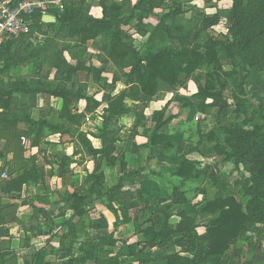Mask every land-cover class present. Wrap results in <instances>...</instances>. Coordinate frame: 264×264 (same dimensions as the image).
I'll use <instances>...</instances> for the list:
<instances>
[{
	"label": "rangeland",
	"instance_id": "374dc122",
	"mask_svg": "<svg viewBox=\"0 0 264 264\" xmlns=\"http://www.w3.org/2000/svg\"><path fill=\"white\" fill-rule=\"evenodd\" d=\"M139 1H112L120 6L118 12L120 23L114 32L118 31L125 43L140 51L149 47L159 51L171 47L182 49L196 46L203 52L209 48H217L222 68L221 72L216 73L217 93L214 94L215 97L201 102V107L206 106L203 113L195 112V103L201 101L195 97V94L199 92V87L205 84L207 72L213 71L212 67L208 68L205 65L199 69L198 75H193L191 79L181 85V88L162 89L150 101L138 104L131 101L126 103L132 108V112L122 118L114 119L109 125V134L105 137L106 144L115 143L116 148H120L121 151L117 150L114 155L115 160L106 166L111 165L109 168L122 173L119 174V178L124 176L125 170L121 165V153L126 149L131 151L136 157L132 158L134 162H131L130 168L126 171V173L128 172L127 178L131 180L128 179L125 182V191L133 192L134 195L140 189L138 187L140 184L146 186V189L153 188L149 196V204L145 206L143 203L137 202L138 207L129 209L126 218L121 212V205L118 201L104 196L99 203L94 205V208H90V220H86L87 223L85 221L83 225L93 221L102 222L106 228L81 227L80 235H85L84 252H78L74 242L68 243L67 248H70V251L58 250L56 254L52 252L55 255L54 264H61V262L70 264L72 260H76L75 256L78 253L86 260L85 264H109L114 261L118 264H168L167 258L172 255V250H179L178 247H175L177 243L173 241L171 235H179L177 230L180 229L182 232L188 222L192 224V230L202 235L205 232V225L212 220V217L199 213L204 202L228 194L238 197L245 211L250 215L251 221L244 228L237 243L231 246L227 255L208 260L204 264H264V87L261 86L256 92L249 86L241 87L239 73L242 63L239 58L231 57L230 51L224 49V46L233 48L234 38L231 31L230 12L234 0H149L148 3H141L137 8L136 5ZM79 2L80 0H69L68 6L71 4L76 6ZM96 7H98V0H90L84 12L86 14L94 13ZM51 12H47L45 15H53ZM129 15L132 20L127 26H124L125 18ZM165 23L166 26L173 29L172 36L168 31L163 30L161 24ZM54 28L38 31L45 37L38 43L37 49L41 48L43 53L51 56V61L47 66L52 67L53 57L68 50L64 52V54L66 53L64 57L70 64L85 65L87 68L95 69L90 72H79L68 86L72 84L75 88L85 89L86 94L93 96L96 101H100L102 104L92 113H86V102H77L74 105L75 112L86 113L77 132L69 134L70 136L65 138L53 136L39 142L28 140L24 147H28L30 142L31 150L34 152L30 160L44 168L49 176H52L54 171L57 174L60 172L59 163L63 160L62 157L66 154L67 149L72 150V153L79 152V155L73 160L75 165L68 184L69 188L65 186L62 193L74 189H76L74 192L85 193L89 185L87 187H85V183L82 185L83 175L80 171H91L94 164L88 151L80 149L81 145L77 142L79 135H87L95 147L102 146L103 140L97 138L102 128L101 119L104 121L105 109L108 108L107 98L117 95L124 89L125 73L129 69L103 61L106 58V53L102 48L103 39L89 41L86 46H83L80 43L79 35V37H71L66 30L57 34V30ZM157 29L162 31L158 33ZM151 38L153 41L148 42ZM179 39H184L185 43H178ZM55 76L53 72L51 83L48 86L56 85ZM113 81L116 83L115 86L112 85ZM168 101L169 103H167ZM60 102L58 98L48 97L45 94L39 95L37 104L43 105L45 108L36 112L35 117L47 114L53 122L60 123L56 118ZM224 105L227 107L223 108ZM165 106L167 110H165ZM192 106L194 110L192 109V112L189 113V108ZM162 113L165 117L176 118L177 121L169 126L168 132L174 136L178 135L177 140L181 138L187 148L196 146L203 148L204 146V150H209V157L203 159L196 155L190 156L192 159L200 160L201 168L208 169L205 178L181 182L178 178H173V169L168 168L166 161L159 157L161 151L158 148L151 150L149 155L146 150L141 149L144 145V137L143 129L139 126L141 124L139 119L142 118L145 125L153 129L156 118ZM186 115H189L190 119L185 120ZM225 128H238L239 133L229 134ZM211 131L219 133L214 143L205 139ZM203 137L205 138L203 139ZM248 139L250 141L256 139V145L253 148L255 150L254 159L248 162L250 168H247L246 164L238 165L233 160L234 153L248 150L250 142ZM173 152L175 149L170 152V155ZM91 161L92 163H90ZM49 167H51V171H49ZM152 167L160 174L153 175ZM76 171L80 173H76ZM105 175L108 185L113 184V180L117 178L112 172H106ZM211 179L212 181H210ZM131 182H137L138 186ZM45 185L46 183L40 191L51 192L49 186ZM175 187H178L184 196L174 207L169 196ZM159 188L163 191L162 196L157 192ZM38 193L42 194V192ZM55 193L63 199L59 191ZM144 198H146L145 195ZM158 208H162L163 212L158 213L156 211ZM157 215L159 217L156 221ZM181 215H184L186 220L184 218L182 220ZM188 215L190 221L186 217ZM148 226L154 230L163 229L168 232V234L165 233V241H161L159 237L157 239L161 243L158 245L147 241L150 239L146 238L144 233H139V230ZM91 230L94 231L92 236L95 238L91 236ZM46 232V234H51L50 229L46 228ZM75 233L77 236V228ZM108 234H111L108 236L110 239H116L117 245L102 244L96 248L99 243L97 238ZM62 236L59 238L61 239ZM170 237L171 239H169ZM72 238L75 236L72 235L70 240ZM183 241L182 237L181 242ZM68 242L70 241L68 240ZM173 242L175 246H173ZM48 246L51 250L50 244ZM179 251L181 252L182 249ZM87 255L91 259L88 260Z\"/></svg>",
	"mask_w": 264,
	"mask_h": 264
},
{
	"label": "trees",
	"instance_id": "16d2710c",
	"mask_svg": "<svg viewBox=\"0 0 264 264\" xmlns=\"http://www.w3.org/2000/svg\"><path fill=\"white\" fill-rule=\"evenodd\" d=\"M17 1L22 0H12V2ZM112 1L100 0V6L103 8V18L95 19L84 12L87 0H80L77 4L78 6H74L73 4L68 6L69 0H66L63 11L51 12L52 16L56 18L55 23H44L42 14L37 13L33 17L30 35L19 38V41L27 39L35 32L54 26L57 34L66 30L71 37L80 36V43L83 46H86L89 41H100V39H103L102 48L106 53V58L103 61L111 62L117 67L129 69L125 73L124 82L128 88L120 91L117 95L107 98L108 108L105 109V119L98 134V137L103 140L102 148L95 150L86 135H79V141L96 164L93 172L89 175L90 186L88 190L83 194L81 192H74L67 199V206L74 212V217L85 216L90 210V205L93 202L100 201L104 196L116 199L121 205V212L126 218L130 208L136 209L138 207V204L133 203L136 196L140 200H143L142 203L145 206L149 204V188L142 187L140 191L138 190L133 195V192L124 190L125 186L123 182L117 181L111 185L105 182V167L115 160L114 152L116 150L115 143L110 142L106 144L105 137L109 134V125L114 119L124 117L132 112V108L126 107V100L134 102L150 101L162 89L172 90L181 88V85L191 79L193 75H198V71L202 66L207 65L208 68L212 67L213 71L207 72L205 84L200 86L199 92L195 94V97L201 100L195 103V110L203 113L206 106L201 107V102L215 97L214 94L217 93L215 85L216 73L222 70L219 50L217 48H209L205 52L196 46L182 49H173L171 47L159 51L151 49V47L144 51L132 48L123 41L118 31L114 32L120 23V15L118 14L120 6H117V3ZM145 2L148 3L149 0H140L136 5L137 8L141 3ZM230 19L232 23V37L234 38L232 42L233 48L230 49L229 46H224V49L230 51L231 57L235 59L239 58L242 63L241 72L239 73V76H241V82L239 83L241 87H245L246 85L256 92L261 86L264 87V0H234ZM130 20H132L131 15L125 18L126 22L124 26H127ZM161 26L163 30L168 31L172 36L173 29L166 26V23L161 24ZM156 31L160 33L159 31L162 30L157 29ZM179 40L178 43H185L184 39ZM11 41L1 47L0 52L7 49ZM152 41L153 38L148 42ZM37 51L36 53H41L43 50L40 48ZM64 52L59 56L53 57L54 60H52V68L56 71L55 80L57 83L55 86H48L44 89V84L41 81L35 83V85H29L25 82H11L8 84L0 82V109H3L0 112V127L12 129L18 124L16 119L24 117L23 120L30 125V136L33 140L39 142L43 139L46 130H49L50 134L66 133L72 135L81 126L86 113H92L100 107L102 103L96 101L93 97H88L85 89L75 88L72 84L68 86L79 72H90L95 69L87 68L85 65L70 64L64 57ZM48 60L51 61L47 58ZM37 94H45L48 97H55L61 101L59 118L62 120V123L53 124L42 118L37 120L32 119L30 107L25 103L28 99H23V97L28 95L31 101H35ZM80 100L86 102V113L75 114L74 105ZM226 107V105L223 106V108ZM8 115H12L13 118L7 117ZM139 122L141 123L139 126L144 131L143 135L147 139L144 147L160 146L165 151L175 149V154L167 159L176 167L175 175L181 179V182L205 178L207 176L208 169L201 168L200 162L188 159V156L193 153H200L203 158L209 157V150H204V146L203 148L197 146L187 148L183 141H181V138L177 140V137L163 132V128L169 123V120L164 121L162 116L156 118L153 129H149L142 118L139 119ZM225 130L229 134H233L234 132L239 133L238 128H225ZM218 134L215 131H211L203 139L205 138L206 141L214 143L218 138ZM20 135L18 134L15 136L16 138H11L10 141L13 144L18 141L21 142ZM203 139L201 140L203 141ZM255 140H249L247 151L234 153V159H232L238 165L246 164L247 166L248 162L254 159L255 150L253 148L256 145ZM213 150H216V148H213ZM68 160V158L64 159L65 167L70 164ZM22 164L27 165L23 167L26 170L21 176L16 177L14 181L25 183L31 180L39 183L44 178L43 171L37 167L35 162L25 159ZM29 165H31L30 168L28 167ZM247 168H250V166L248 165ZM15 172V170H12V174ZM178 189V187H175L169 196L174 207L177 202H180L181 197L184 196V193ZM144 195L146 198H144ZM156 211L160 213L163 212V209L158 208ZM199 213L212 217V220L205 225V232L202 235L197 234L191 229L192 224L188 222L187 227L182 232L180 229L177 230V234L179 235H171L173 241L177 243L175 246L173 242V246L178 247L179 250L182 249V251L172 250V255L167 258L168 264H175L173 262L178 264H204L208 260L227 255L231 246L237 243L244 228L251 221L250 215L245 211L243 204L234 194L206 200ZM158 217L159 215H157L156 221ZM186 217L190 221V216ZM181 218L182 220L183 218L186 220L184 215H181ZM193 219L195 220V217ZM71 220H68V224L73 229L74 224ZM151 226L141 228L142 230L140 229L139 233H144L146 238L150 239L147 241L155 243L153 245L161 243L158 242V237L164 242L166 238L165 233L168 234V232H165L163 229L154 230L150 228ZM182 237L184 239L183 242H181ZM101 244L114 246L116 245V240L109 237L101 238ZM109 264L118 263L114 261Z\"/></svg>",
	"mask_w": 264,
	"mask_h": 264
},
{
	"label": "crops",
	"instance_id": "0c3cea01",
	"mask_svg": "<svg viewBox=\"0 0 264 264\" xmlns=\"http://www.w3.org/2000/svg\"><path fill=\"white\" fill-rule=\"evenodd\" d=\"M89 1L90 0H87L86 7ZM44 15L45 14H42V16ZM89 15L95 19L103 18V8L100 6V0H98V7L94 8V13H91ZM40 34L41 32L40 33L37 32L32 37H29L27 39L25 38L24 40L21 41H19V39L13 40L11 41L7 49L0 52V82H4L7 84L11 82L12 83L25 82L29 85L30 84L35 85V83L41 81L44 84V89L48 87V85L51 83L50 80L52 77V73L54 72L55 75L56 71L52 67L47 66V64L49 63V60L47 61V58L50 59V55H47L46 53L43 52L36 53L38 52L36 50L39 47L38 43H40L42 39L45 37L43 36V34L41 35ZM110 64L112 63L110 62ZM115 84H116L115 81H113L112 85L115 86ZM127 88L128 86L125 85L123 90H126ZM39 95L41 94L36 95L35 101L33 100L31 101L28 95L23 97V99L25 98L28 99V101H26L25 103H27L28 107H30L32 119L37 120L42 118L43 120H47L48 122L56 124L55 122L52 121V119L48 118L47 114L44 116L35 117L36 112L42 111L43 107L45 108V106L37 104V98L39 97ZM171 95L173 96V93ZM88 97H93V96L88 95ZM128 101L131 100H126L125 105L126 107L130 108L126 104ZM169 101L167 103H169ZM79 102H84V100H80ZM131 102L135 104L140 103L134 101ZM60 108H61V102H60ZM60 108L57 112L56 118L60 121V123H62V120H60L59 118ZM192 109L194 110L193 106L189 108L190 110L189 113L192 112ZM75 110L76 109H74L75 114H84L83 112L82 113L75 112ZM165 110H167L166 106H165ZM2 111L3 109H0V112ZM160 116L163 117L164 121L169 120V123L163 128V132H165L168 135L174 136L168 132V128L173 122L177 121L175 120L176 118H174L173 116L165 117L163 113ZM7 117L13 118L12 115H8ZM23 119L24 117H22L21 119L17 118L16 121L18 124L12 129L9 127H0V170H1L0 172V264H54L55 262L54 254H56L58 250L66 251V252L70 251V248H67L68 243L74 242L77 251L78 252L82 251V253L84 252L85 235L83 236L80 235L81 227L83 226L94 227V228L102 227L104 229L106 227L104 226L105 224H103L102 222L96 223L93 221L92 223L86 224L87 223L86 220L88 219L90 220L89 212L83 217H78V216L74 217V212L67 206V199L72 193H74L76 189L71 190L72 192L68 191L66 193H62V189L65 186L68 187L69 181L71 179L72 170L75 165L73 163V160L79 155V152L72 153V150L67 149L65 151L66 154L62 157L63 160H61L59 163L60 172H58L57 174V172L54 171L52 176L47 175L45 169L35 163L37 167H39L44 173V178L40 180L39 183H36L31 180L25 183L21 181H14L16 177L21 176L23 172L26 170V168L23 167L27 165L22 164L24 163V160L25 159L30 160L31 157H33L31 155H34V152L33 150H31L30 147V142L28 147L26 148L24 147L28 140L31 141L33 139L30 136L31 133L30 125H28V123ZM188 119H190L189 115H186L185 120ZM101 120H102L101 124L103 125V119ZM49 132H50L49 130L45 131L42 141L53 136H59L62 138L70 136L69 134L66 133L50 134ZM18 134H21L20 135L21 142L18 141L15 142V144H13L10 141V139L13 137L16 138L15 136H17ZM86 137L90 141L87 135ZM143 137H144V145H145L147 143V139L144 135ZM175 137H178V135H175ZM97 139L101 140L99 137ZM77 142L81 145L80 149L84 151L85 148L82 145V143L79 140ZM90 143L95 150H99L102 148V146L95 147L91 141ZM144 145L141 147V149L146 150L148 152V155L151 150H153L154 148H158L161 151L159 157L163 158L164 161H166V165L169 166L168 168L173 169V174H172L173 178H178L175 175L176 167L173 164H171V162L167 159L168 157L175 154V152H173L170 155V152H172L173 150L165 151L160 146L146 148L144 147ZM117 150L119 152L121 151L120 148H116L114 155H116ZM122 152L123 153H121L122 155L121 165L125 166L124 176H120L119 178V174L121 175L122 173H119L118 171L116 172L115 169L109 168L111 165H108L109 167L106 166L104 171L106 183H107L106 175H105L106 172H110V173L112 172V174L116 175L117 178L116 180H113L112 182L113 184L116 183L117 181H120L123 182L125 186V182L128 181L129 178H127L126 176L128 172L126 173V171H128V169L130 168L131 162H134L132 158L136 156L127 149ZM193 155L200 156V158L203 159L200 153H193L188 156V159L200 162V160L198 159L190 158V156ZM65 158H68L69 159L68 161H70V164L67 167H65L66 165L64 164ZM129 160L131 161L129 162ZM92 161L94 164L93 167L94 170L96 163L93 159ZM92 161L90 163H92ZM30 166L31 165H29L28 167L30 168ZM46 169H48V167H46ZM87 169L89 170L90 167L88 166ZM12 170H15L16 172L12 174ZM51 170H52L51 167H49V171ZM93 170L80 171L81 174L83 175L82 185L86 184L85 187H87L88 185L90 186L89 175L93 172ZM5 172H7L9 176L7 180L1 179V175ZM80 172L76 171V173H80ZM151 173L153 175H155V173L160 174V172H157L154 169V167L151 168ZM178 179L181 180L180 178ZM149 180L151 179L149 178ZM45 183H46L45 186L46 187L49 186L51 192L45 191L44 193V191H40V189L43 187ZM131 184L138 186L137 182H131ZM138 187L141 189L142 187H146V186L140 184ZM140 189L138 190L140 191ZM57 191L60 192L63 199L57 196V194L55 193ZM152 191L153 188H150V193H152ZM38 192H42V194L40 195ZM157 192L160 196L163 195V191L161 190V188H159ZM100 201L93 202L90 205V208H94V205L96 203H99ZM142 201L143 200H140L136 196L133 200V203H137V202L142 203ZM68 220H71L72 223L74 224L73 229L70 228V225L68 224ZM85 221L86 223L83 225ZM46 228L47 230L49 229L51 230V234H46L47 233ZM76 228L78 230L77 236L75 235ZM93 233L94 231L91 230V236L94 235ZM58 234H61L60 236L63 235L61 239L59 238L60 236H55ZM72 235L75 236V238H72L70 240V237ZM109 235L111 234H108L106 236L105 235L99 236L97 238V241H99V243L96 245V248L102 246L101 238H106ZM68 240L70 242H68ZM48 243L52 247L51 250L48 246L49 245ZM79 255L80 254L78 253V255L75 256L76 260L75 261L72 260L70 264H85L84 257H81ZM63 256H65L64 253ZM86 258H88V260L91 259V257H89L88 255ZM89 263L92 262L89 261ZM61 264H69V263L61 262Z\"/></svg>",
	"mask_w": 264,
	"mask_h": 264
},
{
	"label": "built area",
	"instance_id": "2783aa9c",
	"mask_svg": "<svg viewBox=\"0 0 264 264\" xmlns=\"http://www.w3.org/2000/svg\"><path fill=\"white\" fill-rule=\"evenodd\" d=\"M66 0H0V48L14 39L29 36L33 17L50 11H63ZM8 173L1 175L7 180Z\"/></svg>",
	"mask_w": 264,
	"mask_h": 264
},
{
	"label": "water",
	"instance_id": "95a60500",
	"mask_svg": "<svg viewBox=\"0 0 264 264\" xmlns=\"http://www.w3.org/2000/svg\"><path fill=\"white\" fill-rule=\"evenodd\" d=\"M43 22L47 24H52L56 22V18L52 15H44Z\"/></svg>",
	"mask_w": 264,
	"mask_h": 264
},
{
	"label": "clouds",
	"instance_id": "9594fccd",
	"mask_svg": "<svg viewBox=\"0 0 264 264\" xmlns=\"http://www.w3.org/2000/svg\"><path fill=\"white\" fill-rule=\"evenodd\" d=\"M211 11V10H210Z\"/></svg>",
	"mask_w": 264,
	"mask_h": 264
}]
</instances>
